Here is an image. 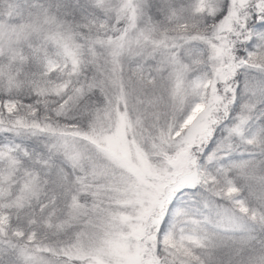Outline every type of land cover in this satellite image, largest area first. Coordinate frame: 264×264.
I'll return each instance as SVG.
<instances>
[{
  "label": "snow or ice",
  "instance_id": "1",
  "mask_svg": "<svg viewBox=\"0 0 264 264\" xmlns=\"http://www.w3.org/2000/svg\"><path fill=\"white\" fill-rule=\"evenodd\" d=\"M0 264H264V0H0Z\"/></svg>",
  "mask_w": 264,
  "mask_h": 264
}]
</instances>
